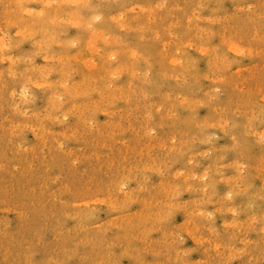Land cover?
<instances>
[{
  "label": "rangeland",
  "instance_id": "374dc122",
  "mask_svg": "<svg viewBox=\"0 0 264 264\" xmlns=\"http://www.w3.org/2000/svg\"><path fill=\"white\" fill-rule=\"evenodd\" d=\"M64 1L0 0V264H264V0Z\"/></svg>",
  "mask_w": 264,
  "mask_h": 264
},
{
  "label": "bare ground",
  "instance_id": "6f19581e",
  "mask_svg": "<svg viewBox=\"0 0 264 264\" xmlns=\"http://www.w3.org/2000/svg\"><path fill=\"white\" fill-rule=\"evenodd\" d=\"M22 1V0H21ZM50 1H53V0H50ZM64 1V0H63ZM65 1H67V0H65ZM65 1H64V3H65ZM69 1V0H68ZM68 1H67V3H68ZM74 1V0H73ZM77 1V0H76ZM75 1V2H76ZM80 1V0H79ZM162 1V0H161ZM41 2V1H40ZM47 2V1H46ZM45 1H44V3H46ZM72 2V1H71ZM70 1H69V3H71ZM43 3V4H44ZM61 3H62V1H61ZM86 3V2H85ZM163 3V2H162ZM49 4H50V2H49ZM135 5V4H134ZM155 5V4H154ZM153 5V6H154ZM163 5V4H162ZM249 5V4H248ZM248 5H246V6H248ZM20 6V5H19ZM133 6V5H132ZM164 6V5H163ZM250 6V5H249ZM253 6V5H252ZM138 7H140V6H138ZM157 7H160V6H157ZM130 8H131V6H130ZM244 8V7H243ZM249 8V7H248ZM40 9V8H39ZM127 9V8H126ZM23 10V9H22ZM38 10V9H37ZM127 10H129V8L127 9ZM147 10V9H146ZM242 10V9H241ZM244 10V9H243ZM30 11V10H29ZM32 11H34V10H32ZM131 11V10H130ZM139 11H143V10H139ZM193 11L194 10H192V13H193ZM31 12V11H30ZM35 12V11H34ZM149 12V11H148ZM33 13V12H32ZM119 13V12H118ZM25 16H27V14L26 13H23ZM120 14V13H119ZM23 15V16H24ZM118 15V14H117ZM116 15V16H117ZM122 15V14H121ZM24 16V17H25ZM39 16V15H38ZM41 16V15H40ZM194 16V15H193ZM226 16V15H225ZM97 17V16H96ZM95 16H94V18H96ZM109 17V16H108ZM196 17V16H195ZM54 18V17H53ZM62 18V17H61ZM70 18V17H69ZM69 18H68V20H69ZM71 18H72V16H71ZM70 18V19H71ZM190 18V17H189ZM219 18V17H218ZM49 19V18H48ZM57 19V18H56ZM55 19V20H56ZM65 19H67V18H65ZM65 19H63L64 20V22H65ZM92 19V18H91ZM197 19V18H196ZM54 20V21H55ZM93 20V19H92ZM189 20V19H188ZM187 20V21H188ZM204 20V19H203ZM219 20V19H218ZM225 20V19H224ZM52 22H50V23H53L54 21H53V19L51 20ZM59 21V20H58ZM60 21H61V19H60ZM71 21V20H70ZM74 21V20H73ZM73 21H71V22H73ZM212 21V20H211ZM215 21V20H214ZM216 21H217V19H216ZM63 22V21H62ZM80 22V21H79ZM55 23H56V21H55ZM66 23V22H65ZM67 23H70V22H68L67 21ZM118 25H120V24H118ZM124 26V25H123ZM127 26V25H126ZM120 27H121V25H120ZM103 28H105V27H103ZM24 27H23V31H24ZM3 30V29H2ZM26 30V29H25ZM85 30V28H83V29H81V33L79 34V36H83L84 34H86V33H84V32H87V31H84ZM5 31V30H4ZM22 31V32H23ZM46 31V30H45ZM83 31V32H82ZM21 32V31H20ZM21 32V33H22ZM92 32V31H91ZM99 32H101V31H99ZM21 33H19V34H21ZM27 33H29V32H26L25 34H27ZM225 33V32H224ZM29 34H31V32L29 33ZM100 35L101 34H97V33H93V35L91 36V38L93 37V43H96L97 45H100L101 46V48L102 49H104L105 51H107V53H106V58H107V60L108 59H110V58H115L116 57V53L114 52V51H112V48H113V46L114 45H111V44H114V43H109L108 41H109V39L107 38V37H105V39H106V41L109 43V44H106V43H103V41H105V39L103 40L102 39V35H101V37H100ZM156 36H157V34H155ZM22 37H23V35H21ZM20 36V37H21ZM153 36V35H152ZM255 36V35H254ZM16 37V36H15ZM28 37V34L26 35V38ZM90 38V37H89ZM90 38V39H91ZM153 38V37H152ZM75 40V39H74ZM87 40H89V39H87ZM86 40V41H87ZM92 40V39H91ZM111 40V39H110ZM58 42V41H57ZM156 42V41H155ZM158 42V41H157ZM35 43H37V42H35ZM116 43V42H115ZM38 44V43H37ZM57 44H59V42L57 43ZM91 43H89V45H90ZM117 44V43H116ZM161 44H163V43H161ZM160 44V45H161ZM103 45L105 46V47H103ZM183 45V44H182ZM39 46V44L36 46L37 48H39L38 47ZM44 45H42V47H43ZM46 47V46H45ZM45 47H43V48H45ZM91 47V46H90ZM97 47H99V46H97ZM86 48V47H85ZM93 48H95V46L93 47ZM163 48V47H162ZM200 48V47H199ZM238 48H240V47H238ZM238 48H237V50H236V48H234V47H230V48H228V50H230V51H233L234 53H236L237 51H239L238 50ZM245 48V47H244ZM11 49H12V43H11V41L9 40V38L7 37L6 38V35L4 34V32L3 31H0V59H1V61L2 62H6V63H11L12 64V62H13V57L12 56H10L8 53H10V51H11ZM88 49V48H87ZM86 49V50H87ZM157 49H158V47H157ZM198 49V48H197ZM44 50V49H43ZM81 50H83V49H81ZM125 50H126V48H125ZM162 50V49H161ZM244 50V49H243ZM45 51V50H44ZM89 51V50H88ZM176 51V50H175ZM245 51V50H244ZM84 52V51H83ZM82 52V53H83ZM158 52V51H157ZM11 54V53H10ZM86 54V53H85ZM85 54H83V55H85ZM105 54V53H104ZM242 54V53H241ZM89 55V54H88ZM93 55V54H92ZM121 54H119L118 55V58H121V56H120ZM133 55V54H132ZM156 55H157V53H156ZM234 55V54H233ZM237 55V54H236ZM91 57H93V56H91ZM95 57V56H94ZM98 57V56H97ZM96 57V58H97ZM87 57H85V59H86ZM90 58V57H89ZM163 58V57H162ZM15 59V58H14ZM22 59V58H21ZM21 59H19V60H21ZM30 59V58H29ZM24 60V59H23ZM46 60V59H45ZM93 60V59H92ZM97 60V59H96ZM106 60V59H105ZM166 60V59H165ZM168 60V59H167ZM113 61V60H112ZM91 63V62H90ZM89 63V64H90ZM160 63V62H159ZM167 63H168V61H167ZM161 64H162V62H161ZM169 64V63H168ZM10 66V65H9ZM97 67V66H96ZM96 67H93V69H92V71H94L95 69H96ZM98 67H99V65H98ZM9 68V67H8ZM30 68H32V67H30ZM32 69H34V68H32ZM119 69V68H118ZM9 70V69H8ZM83 70V69H82ZM98 70V69H97ZM10 71V70H9ZM85 72V71H84ZM102 72V71H101ZM115 72V71H114ZM116 73V72H115ZM135 73V72H134ZM10 74V73H9ZM8 74V75H9ZM40 74H41V72H40ZM7 75V74H6ZM42 75V74H41ZM84 75H86L85 73H84ZM117 75V74H116ZM131 75H133L132 73H131ZM134 75H136V74H134ZM0 76H1V73H0ZM87 76V75H86ZM175 77V76H174ZM30 80V79H29ZM45 81V80H44ZM27 82V81H26ZM66 83V82H65ZM89 83V82H88ZM37 84H39V83H37ZM51 83H48V85H50ZM80 85H81V83H80ZM107 85H109V84H107ZM35 86H37V85H35ZM51 86H54V85H52L51 84ZM47 87H49V86H47ZM62 87V86H61ZM105 88V87H104ZM82 89V88H81ZM106 89H108V87H106ZM109 89H111V88H109ZM130 90V89H129ZM82 91H84V90H82ZM82 91H80V92H82ZM19 92V91H18ZM18 92H17V94H18ZM67 92V91H66ZM75 92V91H74ZM21 94V93H20ZM19 94V95H20ZM54 94V93H53ZM16 96H18V95H16ZM52 96V95H51ZM176 96H178V95H176ZM11 97H13V96H11ZM19 97V96H18ZM53 97H55L54 95H53ZM181 97V96H180ZM10 98V97H9ZM20 98V97H19ZM25 98V97H24ZM55 98H57V96L55 97ZM186 98V97H185ZM59 99V98H58ZM259 99V98H258ZM261 99H263V98H261ZM24 100V99H23ZM195 100V99H194ZM60 101V100H59ZM177 101H179V100H177ZM181 101V100H180ZM260 101V100H259ZM51 102V101H50ZM61 102V101H60ZM202 102V101H201ZM199 103V102H198ZM204 103V102H203ZM13 104V103H12ZM15 104V103H14ZM73 104V103H72ZM81 105V104H80ZM9 106H10V104H9ZM14 106V105H13ZM75 106V105H74ZM78 106V105H77ZM20 107H21V104H20ZM70 107V106H69ZM154 107H156V106H154ZM11 108V107H10ZM145 108H146V106H145ZM159 108V107H158ZM16 109V108H15ZM14 109V110H15ZM19 110V109H18ZM233 110H236V109H233ZM85 112V111H84ZM111 112H113V111H111ZM119 112V111H118ZM11 113V112H10ZM14 113V112H13ZM101 113V112H100ZM102 113H103V111H102ZM104 113H106L105 111H104ZM108 113H110V111L108 112ZM22 114V113H21ZM20 114V115H21ZM170 113H168V115H169ZM173 114V113H172ZM27 115V114H26ZM30 115V114H29ZM111 115H112V113H111ZM145 115V114H144ZM147 115V114H146ZM25 116V115H24ZM28 116V115H27ZM33 116V115H32ZM130 116V115H129ZM7 117V116H6ZM11 117V116H10ZM9 117V118H10ZM170 117V116H169ZM39 118V117H38ZM51 118V117H50ZM61 118H63V117H61ZM47 119V118H46ZM86 119V118H85ZM11 121V120H10ZM14 121L16 122V120L14 119ZM14 121H12L11 123H13ZM60 121V120H59ZM84 121H86V120H84ZM83 121V122H84ZM144 121V120H143ZM58 122V121H57ZM227 122V121H226ZM225 122V123H226ZM18 123V122H17ZM91 123V122H90ZM87 124V123H86ZM195 124V123H194ZM200 124V123H199ZM204 124H205V122H204ZM11 125V124H10ZM16 125V124H15ZM15 125H13V126H15ZM207 125V124H206ZM205 125V126H206ZM214 125V124H213ZM213 125H212V127H213ZM21 126H22V123H21ZM88 126H91V125H88ZM146 126V125H145ZM207 126H209V125H207ZM23 127V126H22ZM92 127H93V125H92ZM211 127V126H210ZM15 128V127H14ZM13 128V129H14ZM30 128V127H29ZM33 128V127H32ZM89 128V127H88ZM91 128V127H90ZM11 129H12V127H11ZM31 129V128H30ZM37 128H35V130H36ZM97 129V128H96ZM149 129V128H148ZM150 130L151 129H149V132H150ZM46 131H48V130H46ZM146 131V130H145ZM148 131V130H147ZM146 131V132H147ZM261 131V130H260ZM253 132V131H252ZM146 134V133H145ZM35 135H36V133H35ZM63 135V134H62ZM147 135V134H146ZM149 135V134H148ZM151 136V135H150ZM37 137V136H36ZM42 137V136H41ZM208 137H210V135L208 136ZM232 137V136H231ZM39 138V137H38ZM71 138H72V136H71ZM74 138V137H73ZM171 139H172V137H170ZM75 139V138H74ZM170 139V140H171ZM169 140V141H170ZM193 140V139H192ZM58 142V141H57ZM57 145H59V142H58V144ZM43 147H44V144L42 145ZM61 146V145H60ZM19 147H20V145H19ZM25 146H23V148H24ZM28 147V146H27ZM27 147H26V149H27ZM210 147V146H209ZM21 148V147H20ZM61 148H62V146H61ZM141 148V147H140ZM170 148H172V147H170ZM169 148V149H170ZM174 148V147H173ZM211 148V147H210ZM78 149V148H77ZM29 150H30V148H29ZM28 150V151H29ZM64 150V149H63ZM19 151V150H18ZM42 151V150H41ZM68 151V150H67ZM70 152V151H69ZM69 152H67V153H69ZM71 153V152H70ZM127 153V152H126ZM199 153V152H198ZM151 154V153H150ZM197 154V153H196ZM95 155V154H94ZM190 155V154H189ZM192 156V155H191ZM190 157V156H189ZM43 158H45V157H43ZM26 159V158H25ZM124 159V158H123ZM27 160V159H26ZM52 160V159H51ZM57 162H58V160H57ZM60 163V162H59ZM58 163V164H59ZM73 163V162H72ZM145 163H147V162H145ZM57 164V165H58ZM142 164L144 165V163H143V161H142ZM4 165V164H3ZM102 165H103V163H102ZM147 165V164H146ZM217 165V164H216ZM30 166V165H29ZM151 166V165H150ZM153 166V165H152ZM218 166V165H217ZM219 166H221V165H219ZM103 167H104V165H103ZM206 167H207V164H206ZM111 168V167H110ZM149 168H152V167H149ZM155 168V167H154ZM239 168V167H238ZM237 168V169H238ZM145 169V168H144ZM208 169V168H207ZM254 169H256V167H254ZM142 170V169H141ZM150 170V169H149ZM157 170H158V168H157ZM176 170V169H175ZM84 171V170H83ZM147 171V170H146ZM178 171V170H177ZM181 171V170H180ZM180 171L178 172V173H180ZM206 171V170H205ZM237 171H239V169L237 170ZM202 172H204L203 170H202ZM62 174H63V171L61 172ZM174 173V172H173ZM193 173V172H192ZM104 174H105V172H104ZM108 174V173H107ZM176 174V173H175ZM106 175V174H105ZM161 175V174H160ZM144 176V175H143ZM142 176V177H143ZM146 176V175H145ZM179 176V175H178ZM182 176H185V175H182ZM57 177H60V175L58 176L57 175ZM186 178L188 179L189 177L188 176H186ZM219 178H221V177H219ZM224 178H226V177H224ZM199 180H200V177L198 178ZM218 179V178H217ZM229 179V178H228ZM237 179V178H236ZM240 179V178H239ZM58 180V179H57ZM220 180H222V179H220ZM224 180V179H223ZM54 181V180H53ZM55 181H56V179H55ZM122 181V180H121ZM184 181H187L186 179H184ZM219 181V180H218ZM225 181V180H224ZM236 181V180H235ZM238 181V180H237ZM124 182V181H123ZM123 182L122 183H120L121 185H119L118 183H117V186L119 185V186H122V184H123ZM193 182H194V179H193ZM213 182V181H212ZM226 182V181H225ZM158 183H160V182H158ZM168 187H169V185H168ZM176 187V186H175ZM174 186H173V188H175ZM190 187H191V185H190ZM119 188V187H118ZM140 188V187H139ZM170 188V187H169ZM178 188V187H177ZM187 188H188V186H187ZM192 188V187H191ZM190 188V189H191ZM172 189V188H171ZM195 189V188H194ZM198 189V188H197ZM239 189H241V188H239ZM139 190V189H138ZM186 190V189H185ZM202 190V189H201ZM121 191V188H120V190H119V192ZM173 191H174V189H173ZM127 192H129V191H127ZM166 192V191H165ZM205 192V191H204ZM34 193V192H33ZM166 193H168V191L166 192ZM177 194V193H176ZM53 196H54V192H53ZM127 197H128V195H127ZM99 198H101V197H99ZM98 198V199H99ZM131 198V197H130ZM54 199H55V197H54ZM96 199V198H95ZM98 199H96V200H98ZM101 199H103V198H101ZM108 199H109V196H108ZM107 199V197H106V201H109ZM90 200H91V198H90ZM105 200H102L103 202L105 201ZM112 200V199H111ZM77 201H79L80 203H82L80 200H77ZM100 202V204H102L101 203V200H99ZM113 201V200H112ZM116 201V200H115ZM62 202H64V201H62ZM92 202H94V201H92ZM110 202V201H109ZM109 202H107V203H109ZM114 202V201H113ZM149 202V201H148ZM182 202V201H181ZM80 203L79 204H76V206L77 205H80ZM88 203V202H87ZM87 203H85L84 202V204H87ZM90 203V202H89ZM98 203V202H97ZM98 203V205H100ZM111 203V202H110ZM169 203V202H168ZM167 203V204H168ZM177 203V202H176ZM176 203H175V205H176ZM71 204V203H70ZM84 204L82 203V206H84ZM91 204V203H90ZM93 204V203H92ZM94 204H96V203H94ZM93 204V205H94ZM171 204V203H170ZM169 204V205H170ZM196 204V203H195ZM72 206H73V204H71ZM114 205V208L115 207H117V205H115V204H113ZM175 205H173V206H175ZM44 206V205H43ZM87 206V205H86ZM101 206V205H100ZM227 206V205H226ZM108 207H109V205H108ZM111 208V207H110ZM218 208H220L219 206H218ZM113 209V208H112ZM227 209H230V207H228ZM234 209V208H233ZM213 210H214V208H213ZM218 211H219V209H217ZM221 210L222 209H220V212H221ZM226 210V209H225ZM232 210V209H231ZM0 211H1V209H0ZM10 211V210H9ZM115 211H116V209H115ZM196 211V210H195ZM198 211V210H197ZM196 211V212H197ZM199 211H201V210H199ZM5 212V211H4ZM18 212H20V211H18ZM138 212V211H137ZM194 212V211H193ZM205 212V211H204ZM204 212H202V214L204 213ZM207 212V211H206ZM10 213V212H9ZM129 213V212H128ZM136 213V212H135ZM158 213V212H157ZM190 213V212H189ZM197 213H199V214H201V212H197ZM123 214V213H122ZM130 214V213H129ZM128 214V215H129ZM134 214V213H133ZM133 214H130V215H133ZM138 214V213H137ZM191 214V213H190ZM193 215L194 214H196L195 212L194 213H192ZM205 214V213H204ZM206 214H208V213H206ZM125 215V214H124ZM141 216H142V214H140ZM139 214H138V217L140 216ZM197 215V214H196ZM209 215V214H208ZM230 215V214H229ZM114 216V215H113ZM122 216V215H121ZM207 216V215H206ZM205 216V217H206ZM253 216V215H252ZM111 217V216H110ZM130 217V216H129ZM143 217V216H142ZM158 217V216H157ZM228 217V216H227ZM251 217V216H250ZM109 218V217H108ZM131 218V217H130ZM114 219V218H113ZM252 219V217L250 218V220ZM131 220V219H130ZM187 221V223H188V220H186ZM232 220H230V222H231ZM230 222H228L227 221V223H225V222H223L224 223V226H225V224H227L228 225V223H230ZM234 222V221H233ZM249 222V221H248ZM222 223V224H223ZM100 224V223H99ZM221 224V225H222ZM249 224H250V222H249ZM95 225V224H94ZM97 225V224H96ZM196 225V224H195ZM235 225H237V224H235ZM80 226V225H79ZM158 227H159V225H157ZM194 226V225H193ZM223 226V225H222ZM249 226V225H248ZM247 226V227H248ZM67 227V226H66ZM91 227H92V225H91ZM203 227V226H202ZM199 228H200V226H199ZM209 228V227H208ZM238 229V228H237ZM236 229V230H237ZM197 230V229H196ZM210 231V230H209ZM3 233V232H2ZM5 233V232H4ZM201 233V232H200ZM170 234V233H169ZM58 238V237H57ZM153 238V237H152ZM200 238V237H199ZM205 238V237H204ZM239 239V238H238ZM55 240H56V238H55ZM202 241H206L205 239L204 240H202ZM244 241V240H243ZM242 241V242H243ZM251 241V240H250ZM249 241V242H250ZM110 242V241H109ZM213 242V241H212ZM248 242V243H249ZM201 243V242H200ZM199 243V244H200ZM264 243V242H263ZM111 244V243H110ZM216 244V243H215ZM218 244V243H217ZM244 244V243H243ZM245 244L247 245V243L245 242ZM251 244V243H250ZM1 245V244H0ZM201 245V244H200ZM249 245V244H248ZM217 246V245H216ZM216 246H215V248H216ZM209 247V246H208ZM214 247V246H213ZM225 247V246H224ZM228 247V246H227ZM7 248V247H6ZM219 248V247H218ZM222 248V247H221ZM231 248V247H230ZM245 248V247H244ZM143 249V248H142ZM154 250V249H153ZM173 250H175V248L173 249ZM179 250V249H178ZM213 250V249H212ZM243 250V249H242ZM245 250V249H244ZM246 250H247V247H246ZM246 250H245V252H246ZM215 251V250H214ZM228 251V250H227ZM180 253H182V252H180ZM184 253V252H183ZM183 253H182V255H183ZM188 253V252H187ZM216 253V252H215ZM217 254H218V252H217ZM217 254H215V255H217ZM228 254H230V253H227V255ZM234 254V253H233ZM219 255H220V253H219ZM229 256H231V255H229ZM176 257V256H175ZM181 257V256H180ZM79 258H81V257H79ZM227 258H228V256H227ZM237 258V257H236ZM250 258V257H249ZM263 259V258H262ZM250 260H251V258H250ZM54 261V260H53ZM175 261V260H174ZM191 261V260H190ZM249 261V260H248ZM264 261V260H263ZM50 262V261H49ZM55 262V261H54ZM186 262V261H185ZM189 262V261H188ZM29 263V262H28ZM181 263L182 264H184L182 261H181ZM195 263V262H194ZM198 263H200V262H198ZM234 263V262H233ZM162 264V263H161ZM192 264V263H191ZM206 264V263H205Z\"/></svg>",
  "mask_w": 264,
  "mask_h": 264
}]
</instances>
